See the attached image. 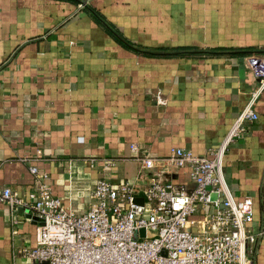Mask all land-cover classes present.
Instances as JSON below:
<instances>
[{"label":"crops","instance_id":"0c3cea01","mask_svg":"<svg viewBox=\"0 0 264 264\" xmlns=\"http://www.w3.org/2000/svg\"><path fill=\"white\" fill-rule=\"evenodd\" d=\"M79 1L0 0V189L27 201L34 165L76 215L99 179L144 191V156L155 170L174 147L209 157L264 59V0ZM252 110L223 176L236 200L253 199L263 234L248 256L264 264V90ZM172 179L191 186L186 169ZM20 208L0 202V264H35L19 251L35 247L39 221Z\"/></svg>","mask_w":264,"mask_h":264},{"label":"built area","instance_id":"2783aa9c","mask_svg":"<svg viewBox=\"0 0 264 264\" xmlns=\"http://www.w3.org/2000/svg\"><path fill=\"white\" fill-rule=\"evenodd\" d=\"M78 6L86 3L80 0ZM250 67L257 88L209 157L174 147L161 169L155 170L152 157L139 160V178L149 181L143 205L133 203L138 192L133 186L99 179L89 210L76 215L52 195L49 176L34 165L29 166L33 184L27 201L8 187L0 189V202L12 211L25 208L40 220L35 247L21 249V256L35 264H251L248 254L263 234L251 229L253 199L236 200L223 176L228 147L242 137L246 121L258 118L252 104L264 90V59H253ZM129 148L138 152L136 144ZM183 169L191 186L172 179Z\"/></svg>","mask_w":264,"mask_h":264},{"label":"water","instance_id":"95a60500","mask_svg":"<svg viewBox=\"0 0 264 264\" xmlns=\"http://www.w3.org/2000/svg\"><path fill=\"white\" fill-rule=\"evenodd\" d=\"M212 199H216V196L213 195L212 196ZM147 202V199H146V194L144 193V191H138L135 195H134V198H133V203L134 204H137V205H143ZM19 211H24L23 208H20ZM38 221H40L39 219H37Z\"/></svg>","mask_w":264,"mask_h":264}]
</instances>
